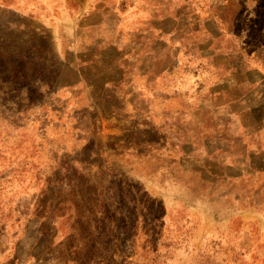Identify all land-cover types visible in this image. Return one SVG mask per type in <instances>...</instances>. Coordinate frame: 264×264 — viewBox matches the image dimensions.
<instances>
[{
    "label": "rangeland",
    "instance_id": "rangeland-1",
    "mask_svg": "<svg viewBox=\"0 0 264 264\" xmlns=\"http://www.w3.org/2000/svg\"><path fill=\"white\" fill-rule=\"evenodd\" d=\"M263 57L264 0H0V252L264 264L263 191L198 166L262 124Z\"/></svg>",
    "mask_w": 264,
    "mask_h": 264
},
{
    "label": "crops",
    "instance_id": "crops-1",
    "mask_svg": "<svg viewBox=\"0 0 264 264\" xmlns=\"http://www.w3.org/2000/svg\"><path fill=\"white\" fill-rule=\"evenodd\" d=\"M225 38L233 41L236 46L241 45V40H243L240 36H236L233 34L227 35ZM241 38V39H240ZM237 39V40H236ZM239 44V45H238ZM235 45H233L232 49H234ZM251 52V51H250ZM243 58L249 56V51L246 49H242L240 51ZM264 63V57L262 58ZM248 61V60H247ZM243 63V62H242ZM249 63V62H248ZM236 71L242 74H247L248 76L252 74L255 77V72L259 74L258 82L255 80H247V75L245 79L246 89L251 92L248 99V102L251 100H255V107H261V115L259 119L251 118L247 116L248 121L254 122H262L260 126L256 128H252L249 125L244 126V135L238 141V146H236V151H233V147L228 146V150L231 154L236 153L239 156L237 158L233 157V160L230 162H223L221 159L218 160L219 154L223 153L222 146L218 147L222 143H217L215 147L206 148L205 154L209 156V159H213L215 162L205 163L200 162L198 164L199 171L202 172V176L204 178L207 177L208 181L214 183L216 186L222 185V183H230V195L232 197H253V194L257 190H262L264 193V67L261 71H256L254 65L251 63L241 64L239 67H232ZM260 72L261 75H260ZM216 86V85H215ZM214 86V87H215ZM256 90V93L254 91ZM252 98V99H251ZM251 129V130H250ZM218 147V148H217ZM221 148V149H219ZM240 185L241 187H245V190H241V193L237 191L232 186ZM220 192L218 197H224L228 195L229 191L227 189H222L220 186ZM4 252H0V264H35V262L30 261V255L27 254L25 257L20 259L15 256L14 249H10L9 247H5ZM2 248H0V251Z\"/></svg>",
    "mask_w": 264,
    "mask_h": 264
}]
</instances>
